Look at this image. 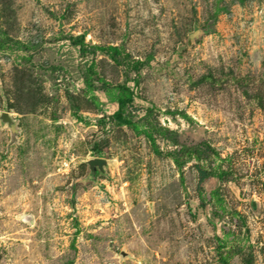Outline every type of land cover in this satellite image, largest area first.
Returning a JSON list of instances; mask_svg holds the SVG:
<instances>
[{"label":"rangeland","instance_id":"1","mask_svg":"<svg viewBox=\"0 0 264 264\" xmlns=\"http://www.w3.org/2000/svg\"><path fill=\"white\" fill-rule=\"evenodd\" d=\"M0 264H264V0H0Z\"/></svg>","mask_w":264,"mask_h":264},{"label":"water","instance_id":"2","mask_svg":"<svg viewBox=\"0 0 264 264\" xmlns=\"http://www.w3.org/2000/svg\"><path fill=\"white\" fill-rule=\"evenodd\" d=\"M105 163V160L104 159H100V158H97L93 161H91V164H99L100 166H102L103 164Z\"/></svg>","mask_w":264,"mask_h":264},{"label":"trees","instance_id":"3","mask_svg":"<svg viewBox=\"0 0 264 264\" xmlns=\"http://www.w3.org/2000/svg\"><path fill=\"white\" fill-rule=\"evenodd\" d=\"M204 174V173H203ZM203 177L205 178V174L203 175Z\"/></svg>","mask_w":264,"mask_h":264}]
</instances>
